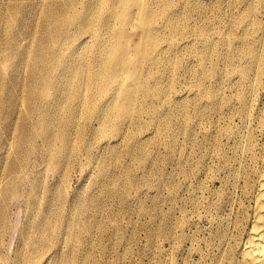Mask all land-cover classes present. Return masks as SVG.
<instances>
[{
  "label": "rangeland",
  "instance_id": "rangeland-1",
  "mask_svg": "<svg viewBox=\"0 0 264 264\" xmlns=\"http://www.w3.org/2000/svg\"><path fill=\"white\" fill-rule=\"evenodd\" d=\"M74 1V9L82 11L97 0ZM160 1L147 0L159 18L179 23L178 44L165 43L159 28V44L166 48L157 63H145L140 81L150 92L161 90L162 98L137 93L131 121L120 123L117 131V121L124 118L117 111L109 128L93 115L114 107V90L96 87L91 79L99 55L115 45L114 35L105 34L102 43L95 37L83 43L80 38L88 32L80 23H63L55 31L45 11L70 12L68 0H0V264H234L239 256L255 180L245 153L251 128H242L233 116L232 101L242 93L234 64L202 57L208 42H223L220 55L240 45L235 38L215 37L237 36L229 21L240 18L245 7L240 0H171L170 9L163 10ZM157 22L164 25L163 19ZM94 29L102 31L104 25L95 21ZM28 32L54 48L62 35L58 59L50 65L52 90L43 97L35 94L41 102L27 96L32 63L39 61ZM130 34L138 37L141 28ZM258 36L264 46V32ZM22 50L28 63L21 62ZM255 71L264 87V52ZM68 91L75 97L58 109ZM260 92L262 101L264 89ZM35 107L42 113L33 116ZM44 114L55 118L57 132L63 119L73 120L66 130L72 154L60 173L50 164V151L62 150L55 139L46 146L35 137L15 151L18 135L34 134ZM168 141L174 142V152ZM138 145L148 153L143 163L136 156ZM14 164L12 189L7 172ZM127 175L132 187L124 189ZM47 220L51 226L44 229Z\"/></svg>",
  "mask_w": 264,
  "mask_h": 264
},
{
  "label": "bare ground",
  "instance_id": "bare-ground-1",
  "mask_svg": "<svg viewBox=\"0 0 264 264\" xmlns=\"http://www.w3.org/2000/svg\"><path fill=\"white\" fill-rule=\"evenodd\" d=\"M181 1L186 3L188 0ZM240 2L245 7V12L236 21H229V25L234 26V31L238 35L232 36L231 33H228L222 38L220 35L215 37V39H226V41L235 38L240 42V45L232 47L227 52H221L224 55H220L219 48L223 42H208L202 61L204 62L207 57L211 56H218L231 61L234 64L233 75L237 79L236 84L242 88V93L232 101L233 116L238 119L239 124L243 126L242 128H251V139L245 147V153L251 156V161L254 164L255 180L248 193L251 203L244 211V218L248 220V226L245 234L243 233L241 245L238 249L239 256L234 259V264H264V100H258L259 94L261 96L260 91L264 87L262 82L259 83L255 78L257 76L255 69L260 64L264 52V46L261 45V38L258 36L259 33L264 32V0H240ZM67 5L73 10L67 12L63 8L59 10L47 9L45 11V16L49 20H53L51 25L55 27V31L60 29V25L63 23L72 26L80 23L82 31L88 32L80 38L83 43H87L94 37L98 43H102L105 34L114 35L115 37L116 43L111 51L100 54L95 62L94 68L96 70L92 73L91 79L96 87L102 85L103 87L108 86V89L113 88L114 107L112 106L107 110L108 113L95 111L93 115L94 117L101 116L103 125L109 128V125L112 124L110 119L114 110L117 111L118 117H124L121 119L122 121H117L116 130L118 131L120 123L131 121V117L128 115L137 93L144 99L151 95L162 98L161 90L156 89L150 92V86H147V83H142L140 78L145 70V63L150 62L152 59L155 60L154 63H157L159 59L156 58L163 54L166 48L164 44H159L163 39L159 36L161 34L158 29L162 28L163 35L168 38L164 39L166 40L165 43L169 45L178 44V38L176 37L179 31V23L175 19L166 21L164 18H159V11L150 6L147 0H117L112 5H106L103 0H97L90 6H84L82 11L74 9V0H68ZM159 6L163 10H169L171 0H161ZM102 10H104V13L100 14ZM160 19L164 20V25L157 22ZM95 21L104 25L102 31L94 33ZM136 28H141V35L133 38L130 32ZM77 30L78 33L75 34V37L80 33V29L77 28ZM29 36L32 37V45L36 52L38 51L39 61L32 63L34 67L29 80L32 86L27 96L36 100V102H41L42 98L40 97L49 94L52 90L53 81L49 77L50 65L58 59L59 49L56 45L61 43L62 35L60 34L58 39L61 38V40L58 41L55 48L51 42H47L45 39L36 41L33 34ZM21 52H23V55L21 53V62L28 63L29 56L26 51L22 50ZM75 71L76 69L71 74ZM89 72L90 70L87 73ZM36 93H39L40 97L37 95L35 99ZM74 97L75 93L68 91L56 107L58 109L65 108L66 106L63 103L67 99L72 100ZM205 102L209 103L207 100ZM37 113L42 112L35 107L34 112L31 114L35 116ZM116 113L114 116H117ZM62 122L64 124L63 128L57 132L55 130L57 126L55 118L44 114V117L36 120L37 129L34 134L28 136L20 133L18 135L15 142V151L17 152L24 142H31L35 137L41 138L46 146H49L50 142L55 139L62 145V150L50 151V164L56 172H59L62 163L65 161L67 163V159L72 154L66 130L72 126L73 120L68 118L63 119ZM165 144L169 151L174 152L176 150L173 141H168ZM135 149H137L138 155L130 151L126 153L138 156L140 163H143L144 160L147 161L148 153L144 146L138 145ZM112 158L119 160L121 156L113 154ZM8 169L7 173L11 175L9 179L10 186L15 189L16 183L13 173L17 170L16 165H11ZM99 170L103 172L101 168ZM122 182L124 189L132 187L130 175H127ZM2 194L5 195L4 192ZM15 195L16 193H14ZM49 226H51V222L48 220L42 223L44 229ZM221 232L223 234V229ZM70 238L75 240L76 234L71 232ZM43 247L48 250L51 249L49 243H44ZM87 262L88 260L83 264H87Z\"/></svg>",
  "mask_w": 264,
  "mask_h": 264
}]
</instances>
